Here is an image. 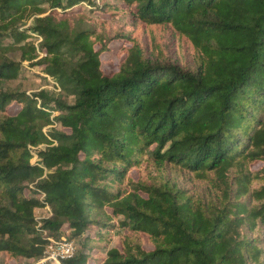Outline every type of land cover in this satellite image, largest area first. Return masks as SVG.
Returning a JSON list of instances; mask_svg holds the SVG:
<instances>
[{"label":"trees","instance_id":"1","mask_svg":"<svg viewBox=\"0 0 264 264\" xmlns=\"http://www.w3.org/2000/svg\"><path fill=\"white\" fill-rule=\"evenodd\" d=\"M64 232L61 264H264V0H0V256Z\"/></svg>","mask_w":264,"mask_h":264},{"label":"rangeland","instance_id":"2","mask_svg":"<svg viewBox=\"0 0 264 264\" xmlns=\"http://www.w3.org/2000/svg\"><path fill=\"white\" fill-rule=\"evenodd\" d=\"M99 17H101L102 19H108L106 15L100 14ZM127 20V16L122 17L118 20L113 19L112 20V25H118L120 26L121 24H123L125 21ZM29 23H27L25 26H27ZM165 39V43H166V47H167V51L169 53V55L172 57L173 60H177L179 58H184L185 60H189V56H187V52L183 51V53H180V51H176L175 47L173 45H171L169 36L166 35ZM142 43L145 44V38H142ZM115 44L114 48L112 50H110L109 52H107L105 55V60H106V68H111L112 66L115 67L117 62H118V56H117V48H118V42L114 41L112 42V45ZM8 56H10L13 60L18 61L19 59V52H9ZM23 65H25L26 69V74L28 75H33V76H28V77H21L18 79H13V80H6L5 82H3V86L4 87H12V88H18L21 90H26L27 92H34L37 91L41 88H43L45 85H47V81H45L44 77H42V74H36V72H38V68H29L27 67V63H23ZM63 99L65 101H67L68 103L73 101V97L70 95H66L63 94L62 95ZM13 111V110H12ZM132 174L135 176L136 173L133 171ZM165 174L172 179H177L179 182H186L187 185H189V187H199V181H197L195 178H188L187 175H183L180 173H174V172H170V171H166ZM104 210H108V209H104ZM36 216L38 218H42L44 216H46L49 211L47 209L43 208H39L35 211ZM66 229V228H64ZM69 234V232H64L61 236L64 237H68L67 235ZM60 236V237H61ZM54 239H58L56 237H52ZM70 240L74 241V244L76 246V250H80L83 245H82V241L80 239V237H70ZM117 236H114L113 241L111 242L110 245L113 244H117ZM89 244H93L92 242H89ZM88 244V245H89ZM95 245V244H94ZM84 249L88 250L89 248L87 246L83 247ZM95 249V248H94ZM0 264H4V260H3V256H0ZM8 264H23V263H15L13 260L10 261ZM49 264V263H48ZM51 264V263H50Z\"/></svg>","mask_w":264,"mask_h":264},{"label":"built area","instance_id":"3","mask_svg":"<svg viewBox=\"0 0 264 264\" xmlns=\"http://www.w3.org/2000/svg\"><path fill=\"white\" fill-rule=\"evenodd\" d=\"M45 209L48 210V206H45ZM75 251L76 246L73 240H70L64 236L58 239L50 237L48 245L44 251V255L32 264H42L46 262L49 264H61L62 260L72 257Z\"/></svg>","mask_w":264,"mask_h":264}]
</instances>
